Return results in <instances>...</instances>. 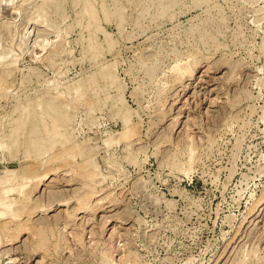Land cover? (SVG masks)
Segmentation results:
<instances>
[{
  "label": "rangeland",
  "instance_id": "1",
  "mask_svg": "<svg viewBox=\"0 0 264 264\" xmlns=\"http://www.w3.org/2000/svg\"><path fill=\"white\" fill-rule=\"evenodd\" d=\"M0 264H264V0H0Z\"/></svg>",
  "mask_w": 264,
  "mask_h": 264
}]
</instances>
